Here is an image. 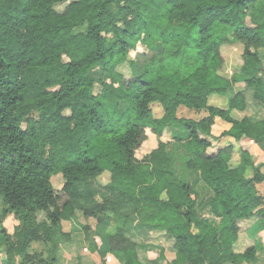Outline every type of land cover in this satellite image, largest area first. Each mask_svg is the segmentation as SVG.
Here are the masks:
<instances>
[{
	"label": "trees",
	"instance_id": "1",
	"mask_svg": "<svg viewBox=\"0 0 264 264\" xmlns=\"http://www.w3.org/2000/svg\"><path fill=\"white\" fill-rule=\"evenodd\" d=\"M137 45L148 55L128 60ZM216 118L232 142L212 149ZM174 128L180 174L161 141ZM251 145L264 152V0H0V264H36L33 244L55 264L74 232L103 239L97 264L255 263L260 243L233 249L240 222L264 227Z\"/></svg>",
	"mask_w": 264,
	"mask_h": 264
},
{
	"label": "rangeland",
	"instance_id": "2",
	"mask_svg": "<svg viewBox=\"0 0 264 264\" xmlns=\"http://www.w3.org/2000/svg\"><path fill=\"white\" fill-rule=\"evenodd\" d=\"M67 3L65 4H60V5H56L55 9L59 12L63 11V9L65 8ZM229 49H234V48H229ZM239 47L236 45V50L234 51L235 53L238 52L239 53ZM226 50V49H225ZM223 54L226 56V51H223ZM144 55H148V51L141 45H137V48L135 51H131L127 58L128 60L131 61H137L139 62L142 59V56ZM237 55V53H236ZM118 70L127 75L128 74V65L127 64H122L118 67ZM227 99H228V95H211L208 99L209 104L211 106H218L220 108H224L225 107V102L227 103ZM225 104V105H224ZM224 105V106H223ZM65 115H69V111H66L64 113ZM207 115L206 112L201 111L200 113H197L193 110H189L186 108L181 107L178 112H177V117L178 118H186V119H194V120H199L202 117H205ZM219 123L223 124V125H227L226 123H224L223 121L219 120ZM220 129L222 127H219ZM214 134H216L215 132V127L213 129ZM218 135H215L213 137V139L211 140L212 142V149H217L219 146H224L225 144L228 143V139L226 137H218ZM180 129H165L162 137H161V141H163L166 144V150L169 153V155L173 158L174 160V167L177 173H181V171L183 170V160L182 157L180 155V153L178 152L177 148L175 147V143H174V137L173 136H180ZM157 143V140L154 139L152 140L151 143L146 144L145 146H141L138 151H137V157H142L144 156V154L148 153L149 151H151L153 148H155ZM210 151V149H209ZM101 181L105 182L106 181V177L103 176L101 177ZM191 183L196 182V179L193 177L192 179L189 180ZM53 183L55 186H59L62 182L59 178H56L55 180H53ZM258 189V186H257ZM261 191H264V185H262L260 187ZM203 194V193H202ZM201 194V195H202ZM206 196H202L203 200H205ZM202 212V211H201ZM206 213H202L201 215H205ZM39 218H41V215L39 216ZM85 223V222H84ZM5 226L7 227L8 231L11 232L12 231V225L10 220H7L5 223ZM68 228V225L66 226ZM90 238H93L96 241V244L99 246V248H102V244H103V239L94 236L92 233L90 234ZM90 238H85L84 235L82 233L79 232H74L71 235V242L69 244H65L58 252V257H57V261L55 264H78V260L76 258L77 255H79V261L81 262V264H97L96 260L92 261V258H94V256L89 252V240ZM142 240H144L147 244H150L152 246H157V247H163V248H167L170 249L173 245V240L166 238L165 234L163 233H158V232H150L147 228H144L142 230ZM1 238H0V242H1ZM32 253H35V256L37 258L36 260V264L38 263V258L41 260H49L50 256L48 255V253L46 252V248L44 249L43 245L41 244H33L32 245V249H31ZM147 254L149 257H156L159 254V250L158 249H149L147 251ZM170 257V254H169ZM111 260H114L111 258ZM92 261V262H91Z\"/></svg>",
	"mask_w": 264,
	"mask_h": 264
},
{
	"label": "crops",
	"instance_id": "3",
	"mask_svg": "<svg viewBox=\"0 0 264 264\" xmlns=\"http://www.w3.org/2000/svg\"><path fill=\"white\" fill-rule=\"evenodd\" d=\"M225 104H224L225 105L224 108L227 107L226 102ZM208 105H210L209 101H208ZM215 107H218V106H215ZM219 120L220 119L216 118L214 121V125L211 128V134L213 137L215 135H218V132H220L219 133V136H220V134L223 131L228 130L230 127V125L227 123H226L227 125H223L219 123ZM214 127H215L216 134H214L213 132ZM219 127H222V128L220 129ZM227 139L229 140L228 143L232 142L231 139L229 138ZM249 153L254 163V166H258L260 168V172L264 174V152L257 145H251V147L249 148ZM262 185H264V183L257 185L258 186L257 190L260 194L264 195V191L260 190V187ZM203 216L206 218H211L210 215L207 213ZM239 227H240V230L238 233L237 242L235 243L234 248H233L234 251L242 252L245 248L253 245L254 243H260L262 245V248L257 251L256 253L257 260L255 263H252V264H264V227L262 226V224L259 221H257L256 218H251L249 220H244L240 222Z\"/></svg>",
	"mask_w": 264,
	"mask_h": 264
}]
</instances>
